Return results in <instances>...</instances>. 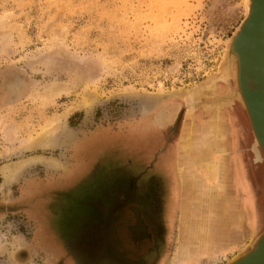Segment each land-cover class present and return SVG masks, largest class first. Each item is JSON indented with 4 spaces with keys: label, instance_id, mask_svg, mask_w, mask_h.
Masks as SVG:
<instances>
[{
    "label": "rangeland",
    "instance_id": "obj_1",
    "mask_svg": "<svg viewBox=\"0 0 264 264\" xmlns=\"http://www.w3.org/2000/svg\"><path fill=\"white\" fill-rule=\"evenodd\" d=\"M246 4L247 0H0V169H19L10 181L0 170V264H69L66 253L73 242L92 247L93 240H87L94 238L92 225L79 222L100 210L92 193L81 195L85 185H69V171L82 169V156L88 162H117L113 171L138 173L144 169L138 157H157L153 167L171 187L168 217L175 216L174 208L182 201L175 163L182 131L191 125L204 129L202 117L213 109L202 108L214 106L211 96L232 91L234 82L229 74L227 82L217 80L208 92L193 93L220 78L227 45L245 18ZM14 83L19 87L12 95ZM53 90H59L58 95L51 96ZM222 110L227 137L217 153L222 163L231 153L247 163L254 188L253 236H258L264 229V162L256 157L239 102L233 100ZM104 128L130 130L136 138L148 136L125 141L128 150L123 145L114 149L103 137L89 143L81 139ZM125 158L133 167L124 163ZM95 167L96 163L84 170ZM240 167L245 171L239 161ZM239 171L234 178L238 190ZM122 213L123 224L116 230H124L134 215L128 209L121 219ZM143 228L135 239L146 234ZM119 237L125 249L132 246L124 232ZM249 244L226 249L215 261L226 264L248 252ZM52 248L64 252L58 256L49 251Z\"/></svg>",
    "mask_w": 264,
    "mask_h": 264
},
{
    "label": "crops",
    "instance_id": "obj_2",
    "mask_svg": "<svg viewBox=\"0 0 264 264\" xmlns=\"http://www.w3.org/2000/svg\"><path fill=\"white\" fill-rule=\"evenodd\" d=\"M146 136L148 135L136 138L130 134V130L122 131L104 128L90 132L81 139L89 143L93 138L103 137L104 143L108 142L114 149H119L123 145L128 150L125 141L130 142L131 138L133 143L141 139L143 141ZM111 147V152H113ZM135 154L137 155V153ZM147 159L149 161L139 157L136 159V162L141 165L142 162L144 163V169H140L138 173V171L131 169L121 172L113 171L116 170L113 168L117 162L109 165L100 159L88 162L82 156L79 159L82 169L71 170V173L69 171V175L72 176L69 185H74L75 187L85 185L83 190L80 191L81 195L92 193L90 195L92 196L91 200L96 205L95 207L100 210L97 216L84 218L87 222H79V224L89 223L92 225L90 227L94 240L97 243H101L97 247L89 249V247L82 248V244L78 243V241L73 242L72 248L67 251L69 255L66 253V256L70 257L69 264H169L174 257L196 264H219L223 260H215L220 259L223 251L232 247L237 250L244 243L250 241L254 233L252 220L254 204L253 181L252 175L248 172L246 161L239 157L237 153H231L224 163H222L220 155V169L224 172L220 170L219 182L217 184L208 182L209 186L204 185L205 188L211 189L213 193L215 192V195L217 194L215 196L216 203L211 209L218 212L220 217L213 218L201 217L202 211L211 209L207 205H201L200 168L204 164L201 163L200 153L192 154L187 164L183 167V171L187 174L184 175L183 172L182 183L179 181L182 201L179 207L174 208L177 212H175V216L172 219L168 217L171 187L168 186L167 178L160 174L162 172H158L153 167L157 157L154 158L155 160ZM123 160L126 165L133 167L134 164H132L131 159L127 161L125 158ZM239 161L243 162L245 171L241 167L239 168ZM94 163H96L95 169H91V171L84 170ZM238 170L243 174L244 188L240 189L243 191L238 190L234 182ZM196 178L198 180L194 182ZM65 181L67 179L57 182L63 184ZM94 204L92 205L94 206ZM128 209L134 213L131 217V223L126 224L124 230H116L115 226L119 227L120 224H123L119 221L120 214L125 211V214H123L124 212L122 213V219ZM135 211L138 212L139 218L143 226H145L146 234L142 238L133 241L129 227L134 226L136 223ZM101 212L102 214L104 213L103 217ZM104 226L109 227L107 232ZM222 226H228L225 236L221 233ZM207 229L214 233L206 237L205 233L202 232ZM120 232H124L127 242L132 246L138 247V249H131L132 246L125 249L122 243L123 237L122 239L119 237L118 240L116 238L120 236ZM87 240H91V238H87ZM106 242H108V251H106ZM214 242L217 244L214 245ZM201 243L204 245L203 249H201ZM55 251V255H61L64 252L62 249H56ZM215 251L219 252L213 253ZM78 258L83 260L81 262L74 260ZM110 258L121 260H116L118 263H114L115 261L111 262ZM142 258L145 260L142 261Z\"/></svg>",
    "mask_w": 264,
    "mask_h": 264
},
{
    "label": "bare ground",
    "instance_id": "obj_3",
    "mask_svg": "<svg viewBox=\"0 0 264 264\" xmlns=\"http://www.w3.org/2000/svg\"><path fill=\"white\" fill-rule=\"evenodd\" d=\"M246 5L247 6L245 8H246V11H247L248 10V3ZM258 10H259V13L257 15V18H258V24L260 25V20H261V17L263 16L262 14L264 13V0H261L260 1ZM257 27H258V25H257ZM262 41H263V45H264V31H263ZM247 61H248V58H247ZM247 61H246V64H245L246 67H247ZM231 68H232V66H231ZM231 68H229V70L227 68V70L221 71L220 78H212L210 80V85L209 86H207L204 90L201 89V92L198 91L197 93L194 92L193 94L195 96L196 95L199 96L201 93H203V92H205L207 90L209 91V89H212L213 88V85H214L215 81H217V80H221V81H224L225 82L226 81V78L229 75L228 72L231 71L230 74L233 75V70ZM18 87H19L18 84H15V83L12 84L11 88H12L13 91H10V94H12V95L14 94L15 95V92L17 91ZM233 89H232V91H230L229 89H227V91L225 93H223L222 95H218V94H216L217 93L216 92V93H214V96H211L212 99H214V101H216L214 103L215 105L213 104L214 106H212V107L211 106H205L202 109H206L207 111L210 110V109H213L212 110L213 114L208 115V117H202V120H204L206 122V125L204 126V129L203 128H200V127L196 129L191 124H190L191 126H189L186 130H185V128L183 129L182 135L179 138V147H178L179 149L177 150L178 153H177V155L175 157L177 174L179 175V181L182 183L183 172H184L183 171L184 170L183 167H184L185 164H187V162L189 160V157L192 154H196V153H200L201 154V163L204 164L200 168L201 169V205H207V206L210 207V209L213 208L214 207V204L216 203V201H215L216 200V197L215 196L217 194L215 195V192L213 193V191L211 189L205 188L204 187V184H205V181L206 180H207V182H211L213 184H217L219 182L218 179H219L220 170L223 171L222 169H220V164H221V163L219 164V156L220 155L217 153L218 150H219V148H220L221 141H223V139L225 140V138L227 137L226 131H225V128H224V124H225L224 122L225 121H224V114H223L224 112L222 110L223 106H227V105L231 104V102H233V100H236L242 106L243 111L245 112V114H246V116L248 118V121H249L251 135H253V138H254V142H255V145L254 146H255V150H256V157L258 159H260V161H263L264 162V153H263L261 144L259 143V141H258V139L256 137V134H255V131H254L253 127H252V124L250 122V118H249V114H248V111H247V107H246V105H245V103L243 101V96H242L241 92L240 93L238 92V93H236L237 94L236 97H234L233 96ZM58 93H59V90H53L50 95L51 96H56V95H58ZM207 97H205V98L207 100H209L210 98L209 97L207 98ZM205 104L206 105H209L208 102L205 103ZM200 105H201V103H200ZM200 118H201V116H200ZM166 120H167V118H165V119L162 118L161 119V121H166ZM48 131H50V129ZM11 134H12V130L11 131L8 130L6 132V136L7 137H10ZM14 164H16V163H13V166H14ZM18 164L19 163H17V165ZM20 167H21V165H19V168ZM0 170L2 171V174H3V172L6 174V177L8 178V181H10L11 180L10 178H12L15 175L14 173L16 172V170L18 171L19 169L14 170V169H11L10 167L6 166V168H4V171L2 169H0ZM186 174L184 172V175H186ZM241 174L242 173L239 171V177L241 178V184H242V187H243L244 186V184H243V177H242L243 174L242 175ZM202 177H203V179H202ZM13 179H14V177H13ZM197 180L198 179L196 178L194 180V182H197ZM203 181H204V184H203ZM246 200H247V198H246ZM248 203H250V202L248 201ZM201 213H202L201 214V217L204 216L206 218H213V217L219 216L218 215V212H215L213 209H211V210L207 209V210L202 211ZM227 224H228V226H230L229 223H227ZM228 226H226V227H223L222 226L223 227L222 228L223 229V232H222V229H221V233L223 235L226 234V231L228 229ZM206 227H207V225H206ZM218 228H220V227H218ZM202 233H205V236L208 237L209 234H212L214 232H212L210 229H207V230L203 231ZM256 236L257 235L253 236L252 239L250 240V242ZM205 240L207 241V239H205ZM216 244L217 243L214 242V245H216ZM16 245L18 246L19 244L16 243ZM203 247H204V245H202V243H201V249H203ZM201 252H202V250H201ZM217 252H219V251H215L213 253H217ZM235 258L233 257V259H235ZM169 264H196V263L190 262V261H186V260H179V259H177V258L174 257L173 260Z\"/></svg>",
    "mask_w": 264,
    "mask_h": 264
},
{
    "label": "water",
    "instance_id": "obj_4",
    "mask_svg": "<svg viewBox=\"0 0 264 264\" xmlns=\"http://www.w3.org/2000/svg\"><path fill=\"white\" fill-rule=\"evenodd\" d=\"M260 1L247 0L248 10L229 40L222 71L227 68L229 70L232 66L233 75L230 74L231 71L228 73L234 82L233 96L236 97V93L241 92L250 122L264 153V13L259 25L257 15ZM135 216V225L129 227L133 241L138 239L133 237L132 229L142 223L137 211ZM249 248L248 252L226 264H264V229L250 242Z\"/></svg>",
    "mask_w": 264,
    "mask_h": 264
},
{
    "label": "flooded vegetation",
    "instance_id": "obj_5",
    "mask_svg": "<svg viewBox=\"0 0 264 264\" xmlns=\"http://www.w3.org/2000/svg\"><path fill=\"white\" fill-rule=\"evenodd\" d=\"M170 208H171V206H170ZM104 228L106 229V232H107V229L109 228V227H107V226H104ZM143 226L142 225H139V226H136V227H134L133 229H132V232H133V236L134 237H136V236H139V235H142V232H143ZM45 237V236H44ZM45 239H47L46 237H45ZM90 239V238H89ZM91 240H93L91 243H92V248H94V247H97L98 245H100L101 243H97L95 240H94V238H91ZM93 242H94V244H93ZM50 243V242H49ZM53 247H54V244H51ZM106 246H107V248H106V251H108V242H106ZM55 248V247H54ZM56 249H53L52 248V250H49L50 252H52L53 254H55L56 253V251H55ZM101 251V250H100Z\"/></svg>",
    "mask_w": 264,
    "mask_h": 264
}]
</instances>
